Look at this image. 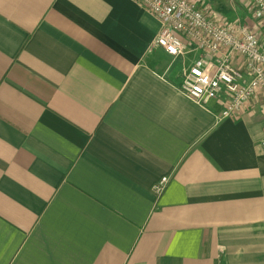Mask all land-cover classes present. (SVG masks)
<instances>
[{
    "label": "crops",
    "instance_id": "0c3cea01",
    "mask_svg": "<svg viewBox=\"0 0 264 264\" xmlns=\"http://www.w3.org/2000/svg\"><path fill=\"white\" fill-rule=\"evenodd\" d=\"M196 2L264 43L246 0ZM160 28L134 0H0V264H264V98L183 95L211 56Z\"/></svg>",
    "mask_w": 264,
    "mask_h": 264
},
{
    "label": "built area",
    "instance_id": "2783aa9c",
    "mask_svg": "<svg viewBox=\"0 0 264 264\" xmlns=\"http://www.w3.org/2000/svg\"><path fill=\"white\" fill-rule=\"evenodd\" d=\"M145 6L161 22L153 42L168 56L184 53L193 45L211 58L201 55L185 68L179 90L197 103L223 100L222 117L237 114L259 93L264 98V43L258 34L243 24L223 23L209 6L196 0H134ZM261 17L264 27V0H246ZM242 57L244 68L234 64ZM168 181L162 176L153 185L161 192Z\"/></svg>",
    "mask_w": 264,
    "mask_h": 264
},
{
    "label": "rangeland",
    "instance_id": "374dc122",
    "mask_svg": "<svg viewBox=\"0 0 264 264\" xmlns=\"http://www.w3.org/2000/svg\"><path fill=\"white\" fill-rule=\"evenodd\" d=\"M233 17V16H232ZM236 18V17H235Z\"/></svg>",
    "mask_w": 264,
    "mask_h": 264
}]
</instances>
